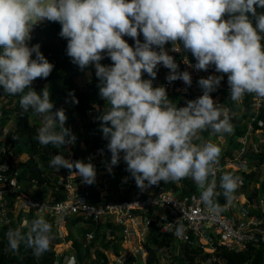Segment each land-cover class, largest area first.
<instances>
[{"label": "clouds", "instance_id": "clouds-1", "mask_svg": "<svg viewBox=\"0 0 264 264\" xmlns=\"http://www.w3.org/2000/svg\"><path fill=\"white\" fill-rule=\"evenodd\" d=\"M258 8L264 9V0H0V86L9 95L21 96L23 112L42 118L33 137L38 144L63 149L75 144L76 135L66 127L65 109L54 110L47 86L40 92L32 87L34 80L46 79L54 68L39 43L30 45L32 31L45 21L58 22L71 62L81 70L95 68L99 95L106 102L102 111L95 107L111 153L110 163L106 162L109 173L123 153L126 170L141 191L160 181L191 177L200 191L198 202L219 217L233 203L240 178L227 171L221 175L219 187L227 201L222 207L214 198L220 195L215 177L221 148L201 134L233 132V114L212 96L224 74L232 101L239 102L246 93L264 98V12ZM169 43L171 48H166ZM181 48L196 60L194 65L184 61L190 67L207 71L214 66L221 75L201 77L197 84L203 94L178 107L167 87H154L153 81L162 65L169 69V83L181 80L191 87V73L180 71L170 54ZM105 56L111 64L101 63ZM68 98L73 105L79 103L74 90ZM92 161V156L85 162L58 154L49 166L75 169L72 174L91 185L97 176ZM0 170L7 166L0 165ZM184 230L178 219L174 235L182 237ZM6 236L8 250L18 252L24 243L37 258L56 238L42 212L30 223L24 220L20 227L9 228ZM64 264H75V257H65Z\"/></svg>", "mask_w": 264, "mask_h": 264}, {"label": "built area", "instance_id": "built-area-1", "mask_svg": "<svg viewBox=\"0 0 264 264\" xmlns=\"http://www.w3.org/2000/svg\"><path fill=\"white\" fill-rule=\"evenodd\" d=\"M165 47L171 48V44L169 43ZM170 54L174 56L180 71L187 70L192 75L191 87L185 85L181 80L169 83L166 80L169 69L158 65L160 75L158 86H166L169 98L178 100L177 106L180 107L184 106L187 100L195 99L203 94V90L197 84L201 77L206 78L215 73L209 69L198 71L190 67L189 63L184 61L194 65L196 60L194 57L184 54L182 48L181 52H170ZM219 89L220 92L213 98L217 103L230 109L233 114L231 119L233 124L235 112H238L240 108L236 107L237 103L234 105L226 103L223 99L228 96L224 92V87L220 85ZM251 101L256 112L264 106V98H258L255 94H252ZM2 105L3 103L0 102V165H6L7 170H0V228L7 225L12 219L17 220L18 225L21 226L24 220L30 222V213L42 212L45 217L49 216L54 219L56 229H59L58 226H61L62 223L67 222L69 216H83L86 220L106 224L105 229L108 236L113 235V231L118 229L125 238L145 235L149 226L155 222L162 235H167L189 247L211 253L219 247L240 251L251 242L264 241V216L254 215L248 207L241 206L238 212L225 210L219 217H213L207 212L204 205L198 202L200 191L195 194L179 196L161 182L141 191L135 181L127 180L125 184L127 196L121 195L120 188L117 187L111 197H106L107 194H103L109 188L107 181L109 171L106 162L110 163L111 153L102 145L91 147L90 144H84L83 147V150L86 151L85 162L88 161L89 156L93 157L92 162L97 172L95 183L84 184L81 182L80 176L72 174L76 171L75 169L69 171L63 168L56 187L57 190L64 191L63 199L46 200L39 195L27 193L24 185L18 179L20 167H16L12 157L13 151L9 142L10 132L7 131ZM93 110L91 109L90 113H93ZM256 121L257 116L252 115L247 124V133L236 137L238 143V149H235L236 155H233L232 152L231 156L228 155L229 149L226 153H221L215 177L216 188L219 176L226 170L233 168L242 171L248 170V163L243 157L247 153L249 134L254 131V122ZM262 124L264 125V123ZM121 156L123 155L121 154ZM66 157L73 161L77 160L75 144L69 146ZM112 171H119V164L113 166ZM188 178L193 180L191 177ZM211 179L210 177L209 180ZM94 188H96L99 198L93 192ZM215 191L217 192V189ZM193 197L197 199L194 200ZM33 204L37 207H34ZM11 205L14 206V217H11ZM178 219L185 229L183 236L179 238L174 235ZM5 220L8 223H4ZM93 237V234L88 235L84 247H88L92 243ZM127 260V254H120L117 264H125Z\"/></svg>", "mask_w": 264, "mask_h": 264}, {"label": "trees", "instance_id": "trees-1", "mask_svg": "<svg viewBox=\"0 0 264 264\" xmlns=\"http://www.w3.org/2000/svg\"><path fill=\"white\" fill-rule=\"evenodd\" d=\"M258 12H264V9H257ZM61 31V25L58 22H49L45 21L35 27L33 31V35L35 40L33 42L30 41L31 44L39 43L41 45V51L44 53V55L48 58V60L54 64L53 71L51 74L46 78H37L33 81L32 87L37 91L40 92L44 87H48L50 92V98L54 102V110L59 109L60 107H63V109L68 110V107L70 106L67 102L68 101V93L70 91H75V96L78 98L79 103L75 105V107H79L82 111L83 117H87L89 126L93 133V138H96L98 142L95 143V145H102L105 148H107L108 141L103 138V133L101 131L100 125L101 121L98 122L96 120V114L88 113L87 110L90 107V103L86 100L87 98H90L92 95L89 94L90 91H86L84 89H76V81L75 79L81 75L80 68L71 62V58L66 55V47H67V40L62 38L59 33ZM264 36V34H261ZM141 40H143V36L141 35ZM126 40L130 44H134V41L130 37H125ZM264 43V40H262ZM0 52H2V48H0ZM184 54H191L189 51H183ZM190 57H193L192 55H189ZM33 58H35V55H33ZM112 62L109 57L105 56V58L101 61V63L105 65H109ZM86 71L95 72L94 66H89L88 68H85ZM209 70L211 72H214L216 75H221L220 73L215 72V67L210 66ZM159 73V71H158ZM93 81V80H92ZM91 81V82H92ZM221 84L227 89H224V92L226 91V95L228 96L226 99H223L228 104H236V102L232 101L230 97V93L228 90V82H227V74H224V79L221 81ZM27 91V90H26ZM220 92L219 87L215 92L212 93V96H216ZM0 95H8L4 88L0 86ZM79 96V97H78ZM197 98V97H196ZM252 94H245L243 99V105L246 108V113H238L235 112V116L233 118V129L235 135H244L247 133V125L242 124V122L248 118V113H250L252 109ZM20 95H12V100L8 104L7 108L5 106L4 108V115H5V122L9 120V114L15 112L17 114V121L13 129L10 131L9 135V142L11 143V150L14 152L15 155L20 156L22 154H27L29 157L27 160L20 164V174L18 176L19 181L25 185V182L28 183H39L43 187H49L57 184H53L51 182V177L47 175L44 171V169L40 166V163L35 160L36 156H43L44 152L50 153L49 157L50 159H53L54 155L60 154L59 148L54 147L53 145H41L38 144L33 137L36 134V130L41 126V124L34 119L35 116H37L34 113H25L20 107ZM70 108V107H69ZM241 114V115H240ZM253 115L257 116V121L254 122V131L252 132L251 137L252 140H258L259 138L256 136V133H258L259 130H264V106L260 109L259 112L254 111L252 113ZM249 120V119H248ZM246 121V120H245ZM244 121V122H245ZM18 136L19 139H13L14 136ZM254 137V138H253ZM91 136L86 138V140H91ZM235 139V140H234ZM234 139H231L229 143V151L231 153L232 151V145L238 146V143L236 142V137ZM251 139V138H250ZM251 141H249V148L251 146ZM77 141V148L75 150V157L78 159L80 155L83 153L80 145H81V138L76 139ZM90 142V141H89ZM91 143V142H90ZM253 143V142H252ZM91 145V144H90ZM238 148V147H237ZM235 148V149H237ZM247 149V150H248ZM249 157L254 155L253 153L248 152ZM264 163V153H260L256 155L255 162L253 163L254 166H261ZM47 167H50V163H46ZM124 164H120L119 169L124 170ZM63 169V168H62ZM227 172H232L235 175H237V172L228 169ZM225 171V172H226ZM125 174L129 173L127 170H124ZM224 173V172H223ZM222 173V174H223ZM242 178L244 180L245 186H249V183L251 179L255 175V171L247 172L242 171ZM221 174V175H222ZM217 181V193H220V195L214 197L219 204L223 207V205L227 202L225 197L222 195V189L219 187L220 185V177ZM180 187L177 186L175 182H168L163 183L166 188L173 189L176 193H178L179 196H183L186 194H195L199 191L196 183L193 180H190L188 177L182 179L179 181ZM25 189V187H24ZM246 189V188H245ZM244 189V191H245ZM262 190V188L257 190V193ZM52 195L56 200L63 199L65 197L63 190H52ZM14 206L11 205L12 212L11 217H14ZM37 214L34 212L30 213L29 220L31 222L32 219L36 218ZM72 216H69L68 219H71ZM46 220H48L52 226H53V233L56 234V238L51 241L50 250L45 252L40 257H34L32 255V250L27 248L24 243L20 244L19 251L18 252H5L0 250V264H53L54 261L58 258L60 262L63 260V256H58L55 252V244L62 242L60 231H58L54 226V219L52 217L46 216ZM80 220L85 221V219L76 217L74 218L73 222L77 223L82 222ZM14 219H12L7 225H5L2 228V232H7L9 228L14 229L13 225ZM89 224L92 226L91 230H94L95 232L97 230H101L105 225L102 222H94L89 221ZM88 224V225H89ZM27 229H24L26 231ZM0 233V234H1ZM115 230L113 231V234L115 235ZM3 234V233H2ZM160 236H162V240L160 239ZM71 239V237H68ZM150 241L149 244H147V258L146 262L147 264H155L157 262V253L159 250L165 245L166 239L168 238L167 235H162L158 228L157 224L155 222L152 223V229L150 231ZM96 239V237H95ZM95 239L93 241V244L95 242ZM92 244V243H91ZM91 244L88 247H84L81 243L79 244L76 240H73V250L77 251V257L80 261L83 258H90L91 257ZM185 248V254L190 258L191 252L196 257H200L201 259H210L213 255L217 256L219 259L225 260V262H219V260H215L212 262V264H264V241L260 240L258 242H251L247 245V247L240 251L230 250L225 247H219L216 249L213 253L211 252H205L201 249L189 247L186 244H183ZM13 253V254H12ZM100 252L99 254H101ZM84 255V257H83ZM135 258L132 255L128 256V260L125 264H132ZM78 264V262H77ZM97 264H100L97 262ZM169 264V263H165ZM177 264V263H172ZM191 264V262H189Z\"/></svg>", "mask_w": 264, "mask_h": 264}, {"label": "rangeland", "instance_id": "rangeland-1", "mask_svg": "<svg viewBox=\"0 0 264 264\" xmlns=\"http://www.w3.org/2000/svg\"><path fill=\"white\" fill-rule=\"evenodd\" d=\"M192 55V54H189ZM112 63V62H110ZM81 75L75 79L76 81V89H84L86 91H90L89 94L92 95L90 98H87L86 100L90 103V107L87 110L88 113H90L91 109L93 110V114H96V117L100 114L99 111H97V108L95 106H99V109L102 111L105 107L106 102L101 99L99 95V89L97 87L98 79L95 75V72L86 71V70H80ZM144 78H149L148 75L145 73ZM93 80V81H92ZM92 81V82H91ZM160 82V75L157 72V77L153 81V85L158 86ZM79 97V96H78ZM244 98V96L242 97ZM242 98L237 104H241ZM12 100V95H6L2 96L0 95V102L3 103L1 108H4L8 106V104ZM70 108L68 107V110H66V115L68 117L66 121V127H69L72 129L73 133L76 135L77 139L81 138L86 139L91 136L93 138L92 130L89 126L87 117H83L82 111L79 107H75L72 103H68ZM63 108V107H60ZM59 108V109H60ZM254 108L252 107L250 113L254 112ZM260 111V110H259ZM258 111V112H259ZM240 113H246V108L240 107V110L238 111ZM248 113V118L245 119L242 124L247 125L248 121L250 120V117L253 114ZM241 115V114H240ZM35 120H37L42 125V118L40 116H35ZM249 119V120H248ZM97 120V119H96ZM17 121V114L15 112L9 114V120L7 121V131L10 132L13 127L15 126ZM100 122L99 120H97ZM248 128V127H247ZM235 135V133L233 134ZM256 136L259 138L258 140L254 141L252 140L251 135L249 134V138H251L249 141L251 142V148L247 150V153H253L254 155L249 157V154L246 153V155L243 157L245 162L248 163V170L247 172L255 171L254 177L251 179L249 186H245L244 180L242 178L241 170L233 168L232 170L237 172V175L240 178V184L237 188L234 196V203L236 202V198H239L240 195L246 194V196L243 198L242 201L238 202V207L240 206H246L251 210V213L254 215L264 216V163L261 166H254L253 163L255 162V158L257 154H260L261 152L264 153V130H259L258 133H256ZM254 138V137H253ZM91 141V140H89ZM93 143L95 144L98 142L96 138L92 139ZM218 144L219 146L222 144L220 140H216L214 142ZM77 144V141L75 142ZM238 146L232 145V153L235 154V148ZM69 146H65V149L59 148L60 154H64L65 158H67V152H68ZM249 148V147H248ZM238 149V148H237ZM228 155H232L230 152H227ZM12 157L14 158V163L16 167H20V164L25 162L27 158L29 157L27 154H22L20 156H17L12 153ZM43 156H36L35 160H37L40 163V166L44 169L45 173L51 177V182L53 184H58V181L61 178L63 169L57 170L53 167H47L46 163H50L52 159L48 152H44ZM123 155V153H122ZM123 157V156H122ZM84 160V158L80 157L77 160ZM119 164H124V167L126 163L124 162L123 158L120 160ZM131 176V174H129ZM129 176V177H130ZM129 180V179H128ZM134 180V178L132 179ZM135 181V180H134ZM161 183H166L164 181H160ZM58 185L50 186V188L43 187L39 183H28L25 182V190L27 193L39 195L42 199L51 200L54 198L52 195V190H57L56 187ZM178 187H180V182L177 184ZM246 188V189H245ZM262 188V190L257 193V190ZM245 189V191H244ZM248 195V196H247ZM86 222L89 224V220H86ZM15 225H13L14 229L17 227H20L17 223V220L14 221ZM30 223V222H29ZM104 225V224H103ZM111 225V224H110ZM112 226V225H111ZM3 228V227H2ZM2 228H0V233L2 231ZM60 231V236L62 239V242L55 244V252L58 256H63V260L60 262V260L57 258L56 261L53 262V264H64L65 257H75L76 264H97L99 262L100 264H117V259L120 254H127L132 255L135 260L132 264H147L146 258L148 254L147 250V244H149L150 241V231L152 229V224L149 226V230L146 231L145 235L143 236H136V238H125L120 232L115 233V235L108 236L106 233L105 227H103L101 230H97L96 232L94 230H91L92 226L89 224L87 227H76L71 224V222H64L61 224V226H58ZM24 231V229H22ZM3 233V234H2ZM0 234V250L5 252H11L8 250V241H7V232H2ZM89 234H93L92 244H91V257L90 258H83L80 261L77 257V251L73 250L72 248V240H76L79 244L81 243L84 245L86 243V239ZM71 237L69 239L68 237ZM96 237V239H95ZM95 239V242L93 244V241ZM160 239L162 240V236H160ZM144 240V241H143ZM102 252L101 254H99ZM13 254V253H12ZM84 257V255H83ZM157 262L155 264H165V263H177V264H212L213 261L219 260V262H225L223 259L217 258V256L213 255L210 259H201L200 257H196L191 252V257L189 258L185 254V248L184 245L175 239L168 237L166 239L165 245L159 250L157 253Z\"/></svg>", "mask_w": 264, "mask_h": 264}, {"label": "crops", "instance_id": "crops-1", "mask_svg": "<svg viewBox=\"0 0 264 264\" xmlns=\"http://www.w3.org/2000/svg\"><path fill=\"white\" fill-rule=\"evenodd\" d=\"M221 86H223L222 84H220ZM224 87V89H227V87H225V86H223ZM228 90H229V87H228ZM228 93H230V90H229V92ZM225 94H226V91H225ZM173 102L174 103H176L177 105H178V100H173ZM237 103V102H236ZM243 103V100L241 101V104H236V107L237 108H240V107H243L242 104ZM239 113V112H238ZM234 134V129H233V132L231 133V134H223V135H216V136H211L210 135V130L209 131H205V132H203L201 135L204 137V139H211L213 142H216V140H220L221 142H222V144L219 146L220 148H221V153H226V151L228 150V149H230V147H229V143H230V141H231V139H234L235 137H237V136H239V135H233ZM235 140V139H234ZM91 142V143H90ZM89 142V140H86V139H82V142H81V145H80V148H81V150H82V154L80 155V157H82V158H84V161H85V159H86V151H84L83 150V147H84V144L85 145H88V144H91L90 146L91 147H95V146H97V145H95L94 143H93V141H90ZM76 148H77V144H75V150H76ZM79 157V158H80ZM77 159V158H76ZM121 159H122V156H121ZM120 163V162H119ZM119 167H120V164H119ZM124 170H126L127 169V165H125V167L123 168ZM124 170H120L119 169V171H112L111 173H109L108 175H107V181H108V183H109V188L107 189V190H105L104 192H103V194H107V196L106 197H111L112 195H113V193H114V189L115 188H117V187H119L120 188V194L121 195H123V196H127L128 195V192L125 190V184H126V182H127V180L129 179L130 181H133L134 182V180H132L133 178H132V176H130L129 174L130 173H126L125 174V172H124ZM130 176V177H129ZM125 178H127V179H125ZM169 182H171V181H169ZM176 184H178V182H175ZM163 184V183H162ZM47 188H49V187H47ZM96 188H94L93 189V192L96 194V197H98L99 196V194H98V192H96V190H95ZM170 189V188H169ZM170 190H172V191H174L173 189H170ZM175 192V191H174ZM176 193V192H175ZM178 194V193H177ZM246 196V194H243V195H240L239 196V198H236L237 200H236V202L234 203V201H233V203L231 204V205H227V202L223 205V207L224 206H226L227 205V207H226V211H231V212H238V210H239V208H241L240 206L238 207V202L239 201H242L243 200V198ZM248 196V195H247ZM99 198V197H98ZM97 198V199H98ZM76 217H80V218H83V216H72L71 217V219H67V222L69 221V222H71V224L72 225H74V226H76V227H87L88 226V223L86 222V219L85 218H83V219H85V221H83V220H80V221H82V222H77V223H74L73 222V220H74V218H76ZM67 222H66V224H67ZM105 226H106V224H104ZM117 230L118 229H115V232H117ZM118 232H120L119 230H118ZM72 248H73V240H72Z\"/></svg>", "mask_w": 264, "mask_h": 264}, {"label": "water", "instance_id": "water-1", "mask_svg": "<svg viewBox=\"0 0 264 264\" xmlns=\"http://www.w3.org/2000/svg\"><path fill=\"white\" fill-rule=\"evenodd\" d=\"M34 29H33V31H34ZM33 31H32V39H31V42H33L35 40L34 35H33Z\"/></svg>", "mask_w": 264, "mask_h": 264}]
</instances>
